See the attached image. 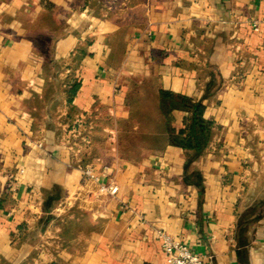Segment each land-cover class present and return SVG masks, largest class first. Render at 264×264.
Listing matches in <instances>:
<instances>
[{
  "label": "crops",
  "instance_id": "0c3cea01",
  "mask_svg": "<svg viewBox=\"0 0 264 264\" xmlns=\"http://www.w3.org/2000/svg\"><path fill=\"white\" fill-rule=\"evenodd\" d=\"M256 21L264 0H0V264H166L157 230L204 264H264ZM161 90L214 122L190 165L152 147Z\"/></svg>",
  "mask_w": 264,
  "mask_h": 264
},
{
  "label": "trees",
  "instance_id": "16d2710c",
  "mask_svg": "<svg viewBox=\"0 0 264 264\" xmlns=\"http://www.w3.org/2000/svg\"><path fill=\"white\" fill-rule=\"evenodd\" d=\"M77 88L78 85H73L69 89V102H72ZM159 101L156 132L166 136L154 139L152 147L163 149L169 145L182 148L188 154L187 165H190L208 148L213 137L214 122L205 118L206 107L202 102H196L188 97L164 90L159 92ZM175 112H183L186 115L180 128L173 126ZM147 119H152L151 113L147 115ZM58 195L59 193L56 192L54 195L48 196L47 207L49 210ZM253 211V209H249L243 216L251 214Z\"/></svg>",
  "mask_w": 264,
  "mask_h": 264
},
{
  "label": "built area",
  "instance_id": "2783aa9c",
  "mask_svg": "<svg viewBox=\"0 0 264 264\" xmlns=\"http://www.w3.org/2000/svg\"><path fill=\"white\" fill-rule=\"evenodd\" d=\"M264 21H256L253 23V28L256 32L260 31ZM85 178L88 182L98 183V178L94 174L93 168L87 167L84 170ZM119 188L114 185L99 184L97 188L98 196H112L118 194ZM156 237L160 243L161 249L166 256V264H204L203 259L198 254H195L191 248L162 230L156 231Z\"/></svg>",
  "mask_w": 264,
  "mask_h": 264
}]
</instances>
